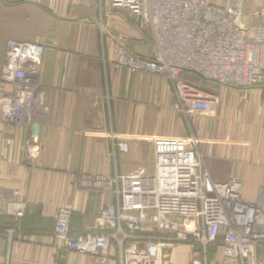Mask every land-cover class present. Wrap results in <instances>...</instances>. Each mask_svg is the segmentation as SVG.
<instances>
[{"label":"crops","instance_id":"1","mask_svg":"<svg viewBox=\"0 0 264 264\" xmlns=\"http://www.w3.org/2000/svg\"><path fill=\"white\" fill-rule=\"evenodd\" d=\"M262 2L245 0L244 24L253 23ZM9 39L40 43L45 53L42 98L32 102L25 123L7 125L0 101V196L27 204L20 220L0 215V264H121L115 244L105 260L59 251L55 216L67 207L72 233L100 232L97 218L115 199L85 192L78 179L151 170L156 138L195 140L203 170L214 180L236 178L246 201L264 199V81L243 90L202 83L221 96L219 106L179 114L171 79L115 68L121 46L149 58L156 42L142 17L112 11L106 0H0V74ZM33 134L40 155L27 159ZM115 138L129 143L117 165ZM183 254L188 251L173 253L177 264Z\"/></svg>","mask_w":264,"mask_h":264},{"label":"built area","instance_id":"2","mask_svg":"<svg viewBox=\"0 0 264 264\" xmlns=\"http://www.w3.org/2000/svg\"><path fill=\"white\" fill-rule=\"evenodd\" d=\"M110 10L140 16L156 42L152 57L121 46L115 68L166 77L175 86V110L183 116L211 112L221 103L202 83L243 90L264 81V2L243 23L245 0H106ZM45 48L37 42L9 39L0 74V101L7 125H21L40 101L39 75ZM193 75L195 80L186 78ZM33 128V127H32ZM27 159L38 158L34 134ZM129 151L115 138L111 157L117 165ZM151 170L132 174L81 175L89 194H111L115 201L98 216L100 232L74 234L72 210L55 216L53 239L59 251L105 260L111 244L121 264H172L179 247L193 257L189 264H264V199L243 198V184L214 180L203 170L193 139L156 138ZM27 204L0 196V215L20 220Z\"/></svg>","mask_w":264,"mask_h":264},{"label":"rangeland","instance_id":"3","mask_svg":"<svg viewBox=\"0 0 264 264\" xmlns=\"http://www.w3.org/2000/svg\"><path fill=\"white\" fill-rule=\"evenodd\" d=\"M263 194H264V193H263ZM178 249H179V250L182 249V250H187V251H188V254H187V255H186V254H183V255L180 257V259H179L180 264H189L190 259L193 257V255L189 252L190 249L187 248V247H185V246H183V247H179ZM175 251H176V250H175ZM172 260H173L172 264H177L178 259L176 258V256L173 255V256H172Z\"/></svg>","mask_w":264,"mask_h":264},{"label":"water","instance_id":"4","mask_svg":"<svg viewBox=\"0 0 264 264\" xmlns=\"http://www.w3.org/2000/svg\"><path fill=\"white\" fill-rule=\"evenodd\" d=\"M33 133H34L35 135L38 134V127H37V126L34 128Z\"/></svg>","mask_w":264,"mask_h":264}]
</instances>
